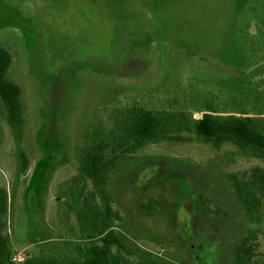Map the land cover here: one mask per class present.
<instances>
[{"label": "rangeland", "instance_id": "rangeland-1", "mask_svg": "<svg viewBox=\"0 0 264 264\" xmlns=\"http://www.w3.org/2000/svg\"><path fill=\"white\" fill-rule=\"evenodd\" d=\"M0 46L24 119L16 133L0 102L15 264L74 256L69 243L83 240L71 231L92 189L79 160L140 108L175 121L179 138L109 172L125 245L175 264H235L234 246L253 230L263 259L264 195L253 222L232 177L264 168V154L207 141L193 124L205 113L248 116L264 135V0H0Z\"/></svg>", "mask_w": 264, "mask_h": 264}, {"label": "trees", "instance_id": "trees-1", "mask_svg": "<svg viewBox=\"0 0 264 264\" xmlns=\"http://www.w3.org/2000/svg\"><path fill=\"white\" fill-rule=\"evenodd\" d=\"M12 63L10 52L0 46V102L14 131L20 132L24 124L21 88L8 78ZM195 133L215 144L232 142L240 149L256 155L264 154V135L253 124L251 117L227 115L215 117L210 113L194 120ZM179 125L142 108L132 113L128 121L113 122L101 131L91 151L79 160V173L92 185L83 197L82 209L78 212L79 229L72 233L82 243H69L73 257H28L22 264H175L165 258L128 248L121 235L113 229V220L119 215L111 207V198L106 185L108 174L121 164L127 156L135 154L150 144L179 138ZM24 170V167L22 166ZM236 196L249 219L258 220L261 198L264 195V168L252 169L247 178L232 177ZM8 194L0 187V264H15L12 247L6 232ZM182 222V221H181ZM255 232L234 246L235 264H264L263 259L254 258L250 241Z\"/></svg>", "mask_w": 264, "mask_h": 264}]
</instances>
